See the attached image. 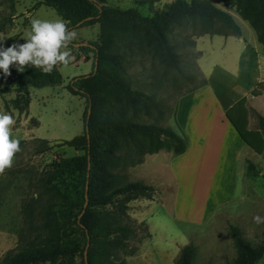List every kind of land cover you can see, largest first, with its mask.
I'll list each match as a JSON object with an SVG mask.
<instances>
[{
    "label": "trees",
    "instance_id": "16d2710c",
    "mask_svg": "<svg viewBox=\"0 0 264 264\" xmlns=\"http://www.w3.org/2000/svg\"><path fill=\"white\" fill-rule=\"evenodd\" d=\"M34 1L53 7L67 30L98 23L99 34L95 41L85 45L74 47L73 42L83 41L73 40L67 44L86 54V58L89 52L93 53L92 71L74 77L68 85L73 94L86 98L84 129L58 144L72 147L78 153L61 156L50 164L44 179L49 201L42 221L32 223V206L27 205L26 215L30 216L29 231L32 232L20 235L17 246L0 257V264H118L120 251L129 247V237L136 233V228L130 225L129 201L140 195L152 198L154 190V186L140 180L120 183L114 166L123 159L117 153L122 141L136 149L139 159L161 149L177 154L187 149L185 139L172 128L136 120L139 112L150 113L158 106V101L152 94L133 87L126 73L130 62L128 54L137 48L149 51L175 66L184 78L194 79L180 69L168 34L175 28L188 27L194 35L240 36L242 29L231 13L212 0H173L150 14L108 0ZM235 2L239 14L255 30L264 50V0ZM59 65L53 66L50 73H43L27 65L23 71H17L14 64H10L6 77L0 72V86L3 83L15 85L17 96L13 107L25 109L31 87L64 82ZM204 83L205 77L200 85ZM262 90L264 82L251 93L258 95ZM246 101V96L242 97L226 113L244 141L263 153L264 116L260 115L261 131L248 130ZM42 141L48 143L46 139ZM247 173H258L249 159ZM230 230L237 255L226 264H256L264 255V238L252 244L243 238L237 225L231 224ZM134 252L135 249L130 251ZM195 253L194 243L183 245L175 264H195Z\"/></svg>",
    "mask_w": 264,
    "mask_h": 264
},
{
    "label": "rangeland",
    "instance_id": "374dc122",
    "mask_svg": "<svg viewBox=\"0 0 264 264\" xmlns=\"http://www.w3.org/2000/svg\"><path fill=\"white\" fill-rule=\"evenodd\" d=\"M108 1L124 8L135 7L144 14H150L156 9L165 8L173 0ZM212 2L231 13L246 35L249 32L256 35L249 22L239 14L235 0ZM33 18L53 20L61 17L53 7L40 5L34 0H0V37H4V47L13 42L23 43L21 36L29 30L30 20ZM70 30L76 33L73 41H95L99 34V24ZM201 36L194 35L188 27L175 28L168 34L172 49L177 53L180 69L193 75L194 79L184 78L175 66L153 56L149 51L137 48L128 54L130 62L126 73L133 87L152 94L158 101V106L150 113L139 112L136 120L169 127L167 124L178 97L197 85L199 87L205 77L198 64L201 53L198 41ZM200 44L201 41L199 46ZM74 47L67 46L64 49L72 56L68 64L59 65L64 82L60 85L31 87L27 108L13 107V99L17 96L15 85L3 83L0 86V112H8L12 116L14 123L9 126L10 138L15 136L19 140V151L13 154L11 165L0 171V257L17 246L20 235L32 232L29 231L30 216L26 215L27 205L32 206V223L39 224L42 221L44 207L49 201L44 179L50 164L61 156L78 153L72 147L58 145L84 129L86 98L73 94L68 85L74 77L92 71L93 53L90 52V59L86 60L84 54ZM23 103L21 100V105ZM128 115H131V111ZM217 120L212 114L205 134L207 138H212L211 141H217L218 138ZM210 129L213 131L211 134ZM42 139L48 140V143ZM47 145L49 147L43 149ZM117 153L123 158L114 166L120 175V183L138 180L141 168L139 164L144 161L146 154L139 159L136 149L131 144L126 146L123 141ZM252 161H256L254 164L258 173H247L243 182H236L235 189L229 190H223L220 181L227 167L226 163L222 165L217 157L209 156L205 159V165L196 167L197 173L190 185L194 188L189 187L191 190L188 189V184L179 188L163 178L165 171L161 169L160 172V168L165 166L159 162L157 178L163 176L158 180L157 186H154L152 197L161 201H158L159 207L149 219L156 235L152 238L147 221L137 215L140 210H144L141 203L134 200L136 198L131 199L128 212L131 217L130 225L136 228V233L129 237V247L120 251L116 262L174 264L173 260L170 262L169 255L174 251L175 242L188 239L184 244L192 242L196 248L195 264H226L237 255L231 224L239 227L246 241L252 244L261 241L264 238V223H255L253 216L264 217V153L259 159L254 157ZM207 172L208 182L202 188L200 180L206 177ZM142 196L144 195L137 199ZM221 199H224V203L219 205ZM150 209L154 211L155 207L151 206ZM149 238L151 242L146 248L147 252L139 254L141 246ZM133 249L135 252L130 253ZM256 264H264V255Z\"/></svg>",
    "mask_w": 264,
    "mask_h": 264
},
{
    "label": "crops",
    "instance_id": "0c3cea01",
    "mask_svg": "<svg viewBox=\"0 0 264 264\" xmlns=\"http://www.w3.org/2000/svg\"><path fill=\"white\" fill-rule=\"evenodd\" d=\"M205 36L209 38H204ZM256 39L257 34L249 32L246 35L243 30L240 36L221 34L201 36L198 41L201 52L198 64L206 83L178 97L167 124L185 139L187 149L178 154L168 149L147 153L144 161L139 164L141 168L138 180L157 186L158 180L163 176L157 178V164L160 162L165 166L160 168V172L161 169L165 171L163 178L175 183L179 188L188 184L189 189L197 173L196 167L205 165V159L209 156L219 158L222 165L226 163L227 167L220 179L223 190L235 189L236 182H243L246 179L247 160L252 161L254 157L259 159L264 151L258 153L244 141L226 112L246 96L247 129L261 131L260 115L264 116V90L258 95L251 93L260 82H264V50L262 43H258ZM200 41L202 44L199 46ZM83 57L86 60L90 59L89 56L86 58V54ZM212 114L218 119L217 141H211L212 138L205 136ZM211 133L213 131L210 129ZM210 167L211 165L208 166L209 169ZM205 175L206 177L200 180L202 188L208 182V172ZM134 200H138L144 208L137 215L147 221L149 232L154 238L156 230L151 228L149 219L150 215L156 212L160 204L158 201L161 199L142 196ZM223 200L221 199L219 205L224 203ZM151 206L155 207L154 211H151ZM187 240L175 242L173 253H169L170 262L173 260L175 264L180 248ZM150 242L149 238L143 243L139 254L147 252L146 248Z\"/></svg>",
    "mask_w": 264,
    "mask_h": 264
},
{
    "label": "clouds",
    "instance_id": "9594fccd",
    "mask_svg": "<svg viewBox=\"0 0 264 264\" xmlns=\"http://www.w3.org/2000/svg\"><path fill=\"white\" fill-rule=\"evenodd\" d=\"M75 36V32L66 29L61 18H33L30 20L29 30L21 36L23 43L13 42L4 47V37H0V72L6 77L9 65L14 64L17 71H23L27 65L38 68L43 73H50L53 66L68 64L71 56L64 49ZM13 123L8 112H0V171L11 165L13 154L19 151V140L15 136L10 138L9 126ZM253 221L257 224L264 223V217L254 215Z\"/></svg>",
    "mask_w": 264,
    "mask_h": 264
},
{
    "label": "water",
    "instance_id": "95a60500",
    "mask_svg": "<svg viewBox=\"0 0 264 264\" xmlns=\"http://www.w3.org/2000/svg\"><path fill=\"white\" fill-rule=\"evenodd\" d=\"M79 24V23H78ZM81 44H88L87 42H73V45L74 46H79V45H81ZM97 68V66H95V69ZM90 111H91V109L89 108V110H88V116H89V114H90ZM87 250H88V245L86 246V250H85V256H86V258H87Z\"/></svg>",
    "mask_w": 264,
    "mask_h": 264
}]
</instances>
